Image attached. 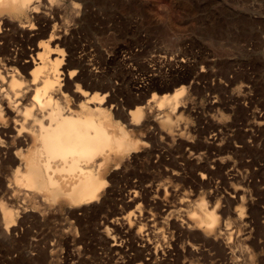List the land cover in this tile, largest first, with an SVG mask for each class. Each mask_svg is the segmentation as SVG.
I'll list each match as a JSON object with an SVG mask.
<instances>
[{"label": "rangeland", "instance_id": "374dc122", "mask_svg": "<svg viewBox=\"0 0 264 264\" xmlns=\"http://www.w3.org/2000/svg\"><path fill=\"white\" fill-rule=\"evenodd\" d=\"M37 4L40 13L9 14L3 30L25 19L50 27L59 17L67 76L76 68L81 87L107 94L113 113L143 100L145 116L132 125L117 117L140 143L110 168L118 172L110 196L76 214L36 209L16 234L19 247L0 238V264H264V0ZM22 31L8 44L13 58L39 41ZM70 80L64 92L75 100ZM182 85L170 128L161 122L169 110L152 99ZM10 168L0 163V179ZM201 198L220 214L213 231L190 216ZM122 209L140 216L111 222Z\"/></svg>", "mask_w": 264, "mask_h": 264}, {"label": "bare ground", "instance_id": "6f19581e", "mask_svg": "<svg viewBox=\"0 0 264 264\" xmlns=\"http://www.w3.org/2000/svg\"><path fill=\"white\" fill-rule=\"evenodd\" d=\"M37 1L0 0V39L5 40L0 45V163L11 167L5 178L0 179V238L9 250L19 247L16 234L35 216L36 209L40 212L67 209L76 214L77 209L88 210L97 201L107 199L114 189L110 181L118 173L110 174V168L113 165L118 168L127 154L137 152L140 143L117 117L124 116L127 120L130 116L128 125L139 124L146 108L139 99L134 100L138 104L135 108L122 106V114L119 110L113 113L105 106L107 94L97 91L89 96V91L81 87L76 68L67 76L62 66L66 33L59 17L50 27L37 26L25 19L14 26L13 32L3 30L2 23L11 19L9 14L40 13ZM47 15L44 12L37 16L47 18ZM162 21L151 16V22ZM19 29L35 31L34 40L39 41L29 50L22 47V58H13L7 48ZM3 53H7L6 59ZM20 66L33 68L26 75ZM67 79L76 82L77 88L71 91L75 100L64 92ZM186 87L154 94L152 100L158 110H169L161 119L163 125L173 126V112ZM81 96L85 99L78 103ZM132 195L135 194L130 193L128 200L135 202L136 196ZM127 202L123 203L129 205ZM136 209L141 211V205ZM192 210V220L207 232L218 226L217 207H210L204 198ZM117 213L122 216L111 222L132 223L134 217L140 216L134 210L122 209Z\"/></svg>", "mask_w": 264, "mask_h": 264}]
</instances>
